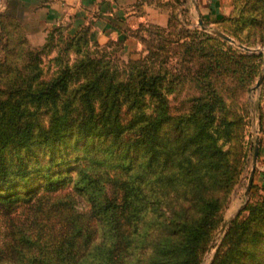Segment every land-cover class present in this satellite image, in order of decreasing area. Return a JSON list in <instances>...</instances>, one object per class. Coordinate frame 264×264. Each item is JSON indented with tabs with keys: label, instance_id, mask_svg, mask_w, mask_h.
Instances as JSON below:
<instances>
[{
	"label": "rangeland",
	"instance_id": "374dc122",
	"mask_svg": "<svg viewBox=\"0 0 264 264\" xmlns=\"http://www.w3.org/2000/svg\"><path fill=\"white\" fill-rule=\"evenodd\" d=\"M210 3L214 6L210 7ZM202 5H207V8ZM156 9L162 14L159 15ZM148 10L151 13L148 30L144 29L145 26L136 34L142 43L140 48L125 47L122 43L112 41L98 43L97 47L87 35H83L85 39L71 45L66 37L69 35L63 33H55L47 42L36 45L30 41V36L23 28L16 29L12 24L7 25L5 30L3 28L4 31L0 28V56L5 54L10 44H14L13 52L17 50L15 55L20 52L21 55L30 53L34 59L29 73L36 76L42 73V81L62 69L67 62L77 63L79 59L88 56L112 59L119 66L124 62L137 66L148 55L149 59L143 60L150 67L142 64L137 69L146 68L149 73L160 70L164 75L161 87L164 99L160 106H165V111L156 126L158 136L154 140L158 153H155L152 161L160 159L163 168L171 174L165 185V193L171 196L166 201L162 199L159 215L155 209L138 222V232L130 234L132 223L125 214L116 217L120 218L118 223L114 217L99 215L104 221L103 227L98 219H92L90 227H99L89 236L91 242L95 243L94 249L89 243L87 246L92 247L83 248L69 264L82 259L85 264L104 263V259H96L97 252H100L102 258L105 254L110 256L107 264H212L219 248H224L225 235L231 222L239 215H247V205L257 203L264 196V158L259 157L264 140V41H259L262 39L260 33L264 34V27L259 28V17L264 15V7L259 0H157L149 5ZM224 35L231 37V40ZM21 41L26 43L25 46ZM27 46L35 49L28 51ZM148 46L151 48L147 49ZM22 71H26V68ZM36 85L41 86L40 83ZM157 99L156 96L148 95L146 105L149 114L156 107ZM47 120L42 119L43 123ZM203 124L204 130H199ZM67 136L51 146L23 149L21 155L7 157L5 165L14 177L9 185L13 186L0 189V197L6 193L11 198L19 196L21 198L16 200L22 205L32 200L27 197L38 193L47 195L42 202L48 201V204L63 201L64 205L59 206L63 213L59 219L55 207L49 218L39 219L45 223L46 235L57 233L56 238H50L51 249L54 245L58 246V233L64 222L69 224L70 216L76 215V211H85L89 205L87 200L97 195L92 185L84 190L74 188V182L79 177L74 166L78 163L75 158L84 155V151L90 148L95 134ZM199 136L211 142V139L218 138V143L228 153L231 172L236 170L239 176L233 178V184L226 192H220L221 197L222 194L227 197V203L220 216L218 214L213 220L209 232L201 236L198 232L195 243L175 250L176 241L187 237V227L170 218L166 224H178L167 228L162 234L158 229V221L170 215L181 220L183 208H188L184 215L188 223L196 219L200 221L199 209L191 207L194 190L199 182L195 174L212 175L221 167L210 160L214 149L208 147L209 143L200 140ZM193 139L196 147L189 146ZM257 145L258 156L254 159ZM193 155H198L200 160H193ZM111 156L115 162H106V165L112 167L104 168H111L112 174L122 177L127 171L138 170L139 159H130L120 153ZM151 166L156 165L145 164L144 168ZM21 167H25L24 174H16ZM187 171L189 174H182ZM155 182L149 180L144 186L154 188ZM73 191L82 196H77ZM155 193L159 194L157 190ZM18 212L24 215L23 210ZM4 222L0 216V264L29 263L28 257L34 253L31 249L38 250L39 243L26 245L24 257H18V251L9 254L3 246L4 241H9L4 237ZM115 223L118 234L116 246L109 248L107 244L97 247L99 241L108 243V238H115L108 234V228L113 230ZM46 235L37 239L40 245H45L43 240ZM154 235L160 236V239ZM240 257L242 262L235 258L229 264H259L247 252Z\"/></svg>",
	"mask_w": 264,
	"mask_h": 264
},
{
	"label": "trees",
	"instance_id": "16d2710c",
	"mask_svg": "<svg viewBox=\"0 0 264 264\" xmlns=\"http://www.w3.org/2000/svg\"><path fill=\"white\" fill-rule=\"evenodd\" d=\"M259 3L264 7V0H259ZM245 4L247 6L248 2ZM9 24L14 25L16 29L21 28L15 21L0 13L1 30L3 28L5 30ZM263 27L264 15L259 17V28ZM144 29L148 30V26ZM55 33L62 34L59 29H55L48 34L45 42L50 37L53 38ZM83 35L86 36L87 33L81 31L66 37L71 41V45H74L79 40L85 39ZM260 35L262 39L259 41L262 42L264 34L260 33ZM23 41L20 43L25 46L26 43ZM112 42L121 43L120 40ZM13 45H7V51L0 56V87L4 86L0 88V189L5 190L13 186L9 185L14 177L5 165L7 157L21 155L23 149L51 146L67 135L92 133L95 134V138L90 148L84 151V155L80 154L75 158L78 163L74 166L79 177L74 182V188L84 190L92 185L97 195L90 197V201L87 200L89 205L85 211L78 213L76 211V215L70 216L69 224L64 222L58 233L59 243L56 244L58 246L54 245L51 249L50 238H56L57 233L46 235L45 223L39 219L49 218L53 207L59 219L63 214L59 209V206L64 205L63 201L58 200L48 204V201L42 202L47 195L38 193L27 197L28 200H32L22 205L23 203L17 202L21 197L11 198V195L6 193L0 197V216L5 221L6 227L4 237L9 239L3 242V246L9 254L18 251V257H24L26 245L39 243L38 250L31 249L34 253L32 257H28L29 263L25 264H69L83 248L93 246L94 249L95 243L91 242L89 236L99 227L94 225L90 227L92 219H98L100 226L103 227L104 221L99 215L114 217L118 223L120 218L116 217L125 214L132 223L130 234L138 232L140 231L138 222L149 211L153 212L157 209L156 214L159 215L162 199L166 201L171 196L165 193V185L171 174L168 169L163 168L160 159H156V162L152 161L155 153H158L154 140V137L158 136L156 126L165 111V106H160L164 99L161 88L164 75L160 70L149 73L146 68L137 69L142 64L150 67L143 60L149 59L148 55L141 58L137 66L125 62L119 66L112 59L110 63V60L88 56L79 59L77 63L67 62L62 69L42 81L40 79L42 73L38 76L29 73V68L32 67L31 61L34 59L32 55L28 52L15 55L17 50L12 51ZM95 45L99 46L97 42ZM150 48L151 46L147 47ZM34 49L33 47L29 49L27 46L28 51ZM24 68L26 71H22ZM37 83L41 86H37ZM148 95L158 98L151 114L148 113L146 105ZM43 118L48 120L43 123ZM204 128L203 124L199 130ZM199 138L208 142V147L214 149L212 153L214 155L210 160H214L221 167L212 175H202L197 172L195 174L199 177V182L197 181L194 190L195 196L192 198L194 202L191 203V207L199 209L200 221L196 219L188 223L185 220L184 215L188 208L182 209L181 220L170 215L158 221V229L162 234L167 228H173L178 223L187 227V237L182 241H176L175 250L195 243L198 232L200 236L209 232L213 220L218 214L220 216L227 203V197L225 195L223 197V194L221 197L220 192L222 190L226 192L233 184V178L239 176L238 171L231 172L228 153L222 149L223 146L218 143V138L211 139L212 142L206 138L202 139V136ZM189 146L196 147L194 139ZM117 153L126 154L130 159H139L138 170L127 171L122 177L112 174L111 168L106 170L104 167H112L106 165V162H115L111 154ZM191 157L195 161L200 160L198 155ZM145 164L156 166L144 168ZM19 169L16 174H24L25 167ZM90 173L93 176H89ZM172 174L176 175V173ZM182 174L189 173L187 171ZM149 180L156 181L154 188L144 186ZM156 190L159 192L158 195H155ZM73 192L77 196H82L76 191ZM246 208L249 210L248 214L241 217L239 215L229 225L224 248L223 250L219 248L212 264H229L235 258L242 262L240 256L244 252L259 264H264V196L257 203H251ZM20 210L24 211V215H20L18 212ZM170 218L178 223L166 224L170 222ZM116 223L113 225V230L108 228V234L115 238H108V243L99 241L97 247H104L107 244L109 248L116 246L118 235L115 230ZM143 234L145 235V232ZM43 235H46V239L43 240L45 245H40L37 239ZM154 236L160 239V236ZM89 243L92 246H87ZM36 259L37 263H34ZM96 259H104V263L97 264H107L110 256L105 254L102 258L100 252H97ZM82 260L74 264H85Z\"/></svg>",
	"mask_w": 264,
	"mask_h": 264
},
{
	"label": "crops",
	"instance_id": "0c3cea01",
	"mask_svg": "<svg viewBox=\"0 0 264 264\" xmlns=\"http://www.w3.org/2000/svg\"><path fill=\"white\" fill-rule=\"evenodd\" d=\"M154 0H4L0 13L25 30L33 44H42L59 29L73 36L85 31L97 43L118 41L125 47L140 48L136 34L148 25V8ZM210 7L214 4L210 3ZM207 8V5H202ZM157 13L162 14L159 10ZM264 123V118H263ZM259 157L264 158V140ZM263 175V174H262Z\"/></svg>",
	"mask_w": 264,
	"mask_h": 264
},
{
	"label": "water",
	"instance_id": "95a60500",
	"mask_svg": "<svg viewBox=\"0 0 264 264\" xmlns=\"http://www.w3.org/2000/svg\"><path fill=\"white\" fill-rule=\"evenodd\" d=\"M3 3H5L4 0H3ZM4 6H5V5H4ZM4 6L1 7V8H4ZM1 8H0V9H1ZM224 37L227 38V39H230V40H231V37H229V36H227V35H224ZM258 151H259V147H258V145H257V146L255 147L254 159L257 158V156H258ZM252 174H253V173H252ZM252 174H251V176H250V182H251V180H252Z\"/></svg>",
	"mask_w": 264,
	"mask_h": 264
},
{
	"label": "built area",
	"instance_id": "2783aa9c",
	"mask_svg": "<svg viewBox=\"0 0 264 264\" xmlns=\"http://www.w3.org/2000/svg\"><path fill=\"white\" fill-rule=\"evenodd\" d=\"M4 6L3 0H0V8Z\"/></svg>",
	"mask_w": 264,
	"mask_h": 264
}]
</instances>
